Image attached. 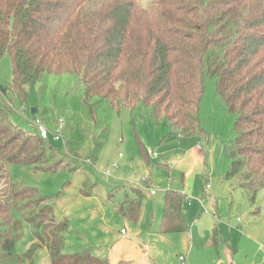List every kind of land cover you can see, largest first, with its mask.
<instances>
[{
	"label": "trees",
	"instance_id": "16d2710c",
	"mask_svg": "<svg viewBox=\"0 0 264 264\" xmlns=\"http://www.w3.org/2000/svg\"><path fill=\"white\" fill-rule=\"evenodd\" d=\"M6 54L14 77L0 93L11 92L16 105L45 77L73 76L85 99L114 110L145 107L154 120H166L164 141L208 140L201 107L206 80L215 79L217 95L236 117L228 177L240 178L250 200L264 198V0H152L149 7L137 0H0V59ZM10 108L0 101V163L56 172L53 145L15 125ZM135 191L118 213L136 224L144 194ZM9 199L11 207L0 210L8 228L0 223V264L25 261L16 249L21 223L9 229L15 214L36 240L23 255L27 261L45 247L51 264H113L88 251L66 253L69 220L58 221L37 188L13 183ZM186 200L181 191L164 193L158 234L189 233ZM212 242L217 248L215 233Z\"/></svg>",
	"mask_w": 264,
	"mask_h": 264
},
{
	"label": "rangeland",
	"instance_id": "374dc122",
	"mask_svg": "<svg viewBox=\"0 0 264 264\" xmlns=\"http://www.w3.org/2000/svg\"><path fill=\"white\" fill-rule=\"evenodd\" d=\"M137 1L149 7L152 0ZM13 77V63L6 54L0 59V86H9ZM8 95L0 93V101L11 105V120L25 131L36 132V119L52 131L62 120L64 128L63 141L50 139L56 172L0 163L1 211L11 207L10 186L23 184L38 189L58 221L69 220L66 253L88 251L113 264H264L263 194L252 201L240 178L228 177L236 117L217 95L215 79L206 80L201 118L208 140L200 142L164 141L170 133L166 120H154L145 107L114 110L97 98L85 99L83 85L73 76L45 77L23 105L10 101L11 92ZM144 179H149L148 185ZM135 189L144 194L136 224L118 213L126 195L135 197ZM170 189L188 195L187 235L158 234L164 193ZM10 223L9 229L22 226L16 247L25 260L22 264H51L45 247L27 261L24 254L36 243L31 227L17 214ZM6 229L2 223L1 230ZM181 256L186 258L183 263Z\"/></svg>",
	"mask_w": 264,
	"mask_h": 264
},
{
	"label": "built area",
	"instance_id": "2783aa9c",
	"mask_svg": "<svg viewBox=\"0 0 264 264\" xmlns=\"http://www.w3.org/2000/svg\"><path fill=\"white\" fill-rule=\"evenodd\" d=\"M34 127L36 129V133L44 141H50V139H52V138L54 140H56V141H63L62 128H64V125H63V121L62 120L58 121L57 128H56L55 131H52L51 129H49L48 126L40 119H36V121L34 123ZM120 157H122V155H120ZM154 157H156V154H154ZM115 167H118V166L115 165ZM143 184L147 185L148 184V180L144 179L143 180ZM208 188H210V187H208ZM151 194L155 195L156 192L152 191ZM180 261L184 262L185 258L184 257H180Z\"/></svg>",
	"mask_w": 264,
	"mask_h": 264
},
{
	"label": "crops",
	"instance_id": "0c3cea01",
	"mask_svg": "<svg viewBox=\"0 0 264 264\" xmlns=\"http://www.w3.org/2000/svg\"><path fill=\"white\" fill-rule=\"evenodd\" d=\"M48 119H50V117H49ZM46 125H47V124H46ZM47 126H48V125H47ZM48 127H49V126H48ZM49 128H50V127H49ZM67 145H68V144H67ZM68 146H69V145H68ZM94 159H97V158H94ZM183 193L186 194L185 192H183ZM186 195H187V194H186ZM187 197H188V195H187ZM191 205H192V204H191ZM191 205H190V206H191ZM185 235H187V234H185ZM192 254H193V253H191V257H192ZM181 257H182V256H181ZM184 258H185V257H184ZM185 261H186V258H185ZM185 261H184V262H185ZM182 263H183V262H182Z\"/></svg>",
	"mask_w": 264,
	"mask_h": 264
},
{
	"label": "water",
	"instance_id": "95a60500",
	"mask_svg": "<svg viewBox=\"0 0 264 264\" xmlns=\"http://www.w3.org/2000/svg\"><path fill=\"white\" fill-rule=\"evenodd\" d=\"M31 113H32V115H35V114L37 113V109H33V110L31 111Z\"/></svg>",
	"mask_w": 264,
	"mask_h": 264
}]
</instances>
